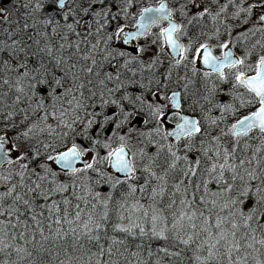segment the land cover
<instances>
[{
    "label": "snow or ice",
    "instance_id": "1",
    "mask_svg": "<svg viewBox=\"0 0 264 264\" xmlns=\"http://www.w3.org/2000/svg\"><path fill=\"white\" fill-rule=\"evenodd\" d=\"M0 264H264V0H0Z\"/></svg>",
    "mask_w": 264,
    "mask_h": 264
}]
</instances>
